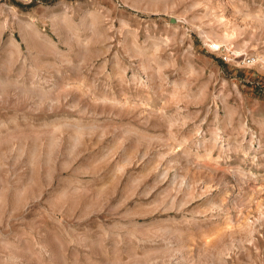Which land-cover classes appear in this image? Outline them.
<instances>
[{
    "label": "rangeland",
    "instance_id": "1",
    "mask_svg": "<svg viewBox=\"0 0 264 264\" xmlns=\"http://www.w3.org/2000/svg\"><path fill=\"white\" fill-rule=\"evenodd\" d=\"M256 55L264 0H0V264H264Z\"/></svg>",
    "mask_w": 264,
    "mask_h": 264
},
{
    "label": "bare ground",
    "instance_id": "2",
    "mask_svg": "<svg viewBox=\"0 0 264 264\" xmlns=\"http://www.w3.org/2000/svg\"><path fill=\"white\" fill-rule=\"evenodd\" d=\"M223 26V25H222ZM224 35V34H223ZM225 36V35H224ZM227 36V35H226ZM220 37V38H217V40L219 41V43L221 42V44L222 43H226V42H228V38L227 37ZM228 37H229V35H228ZM231 37V36H230ZM11 40V39H10ZM12 41V40H11ZM228 44V43H227ZM214 47H218V45L217 44H215L214 45ZM136 51L137 52H139L140 54H141V51H140V48H136ZM257 56V55H256ZM257 59H258V61H259V64L261 65V68H263L264 69V59H262V57H260V56H257L256 57ZM146 67V66H145ZM55 131V130H54ZM58 131V130H57ZM61 131V130H60ZM82 133H84V132H82ZM54 134V133H53ZM80 135H81V133L80 132H77V133H75V134H73L72 136H70V140H71V142L72 143H77V142H79V139H80ZM59 136H61L60 134L58 135V137ZM82 136V135H81ZM56 137V136H55ZM67 138V137H66ZM60 139V138H59ZM58 140V139H57ZM57 140H55V139H52V141H50L49 142V144L47 145V148L48 149H52V148H54V146L56 145V141ZM214 141H215V144H216V141H217V139L215 138L214 139ZM59 142H60V140H59ZM75 143V144H76ZM25 144V143H24ZM24 144H23V146H24ZM43 145V144H42ZM213 146H215V145H213ZM32 147V146H31ZM38 147V146H37ZM41 147V146H40ZM77 147V146H76ZM56 148V147H55ZM71 148V147H70ZM69 148V149H70ZM167 148H168V150L170 151V153H169V155L170 156H172V158L174 159H177L178 157H184V158H186V159H188V158H190L191 157V155H190V153H189V151H188V149L186 148V149H182L181 151H179V152H177V151H174L172 148H171V146H167ZM27 149V148H26ZM38 149V148H37ZM25 150V149H24ZM28 150V149H27ZM27 150H25V151H27ZM45 150V149H44ZM7 151H9L8 149H7ZM22 151H23V149H22ZM25 151H24V153H25ZM39 151V150H38ZM46 151V150H45ZM57 151V150H56ZM28 152V151H27ZM43 154V153H42ZM128 156V155H127ZM34 158V157H33ZM190 161V160H189ZM193 162V164L195 163L193 160H191V163ZM197 163L198 162H196L195 163V165H197ZM199 166H202V167H206V168H209L207 165H204V164H200ZM148 169V168H147ZM163 174V177H165V173H162ZM37 186V185H36ZM38 188V187H37ZM24 190H26V189H24ZM14 191V190H13ZM16 191V190H15ZM31 191V190H30ZM32 192V191H31ZM34 192V191H33ZM36 193V192H35ZM35 193H33V194H35ZM191 193V192H190ZM14 194V193H13ZM17 194H18V192H17ZM191 195V194H190ZM193 195V194H192ZM15 196V195H14ZM33 196V195H32ZM24 197V196H23ZM192 197V196H191ZM1 198V197H0ZM2 198H5L3 195H2ZM22 200H23V198H22ZM2 201V200H1ZM219 245V244H218ZM222 247V246H221ZM226 247H227V245H226ZM218 248V247H217ZM222 248H224V247H222ZM224 249H226V248H224ZM216 250V249H215ZM220 250V249H219ZM217 251V250H216ZM204 252H206V253H208L209 255L211 254V252L209 253V252H207V251H204ZM222 252H223V250H220L219 251V254H217V256L219 257H217L216 255V257H217V262H219L220 260V257H221V254H222ZM182 254V253H181ZM216 254V253H215ZM214 255V254H213ZM203 256V255H202ZM180 259L178 260V258H177V262L176 263H174V264H185V263H187L188 261H190L189 260V257H186L185 255H183L182 254V256L181 257H179ZM207 258H208V256H207ZM208 260H210L209 258H208ZM200 261V259L197 261V262H199ZM134 262H136V259L134 260ZM201 262V261H200ZM207 262H202V263H199V264H206ZM134 264H136V263H134ZM198 264V263H197Z\"/></svg>",
    "mask_w": 264,
    "mask_h": 264
},
{
    "label": "built area",
    "instance_id": "3",
    "mask_svg": "<svg viewBox=\"0 0 264 264\" xmlns=\"http://www.w3.org/2000/svg\"><path fill=\"white\" fill-rule=\"evenodd\" d=\"M26 1L31 2L32 0H26ZM245 62H246V64H251L252 63V61L249 58L246 59Z\"/></svg>",
    "mask_w": 264,
    "mask_h": 264
}]
</instances>
